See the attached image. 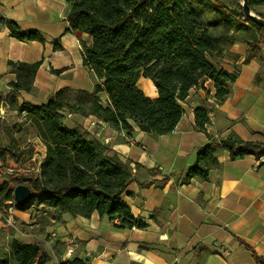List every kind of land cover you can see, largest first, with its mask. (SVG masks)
<instances>
[{"label": "crops", "instance_id": "0c3cea01", "mask_svg": "<svg viewBox=\"0 0 264 264\" xmlns=\"http://www.w3.org/2000/svg\"><path fill=\"white\" fill-rule=\"evenodd\" d=\"M70 10L68 0H0L2 15L15 20L22 29L38 30L44 38L18 40L7 27L0 26V96L12 91L10 82L16 79L10 60L42 61L30 91L18 92V103L45 104L62 88L94 91L95 77L84 65L82 49V42L90 45L92 37L85 32L79 36L71 29ZM251 10L264 16V3L254 4ZM235 33L237 38L222 55L212 59L217 67L237 72L229 95L218 100L213 81L204 78L182 101L184 113L167 134H149L133 120V131L129 133L94 115L64 113L66 126H78L90 137L98 138L132 169L135 178L128 186L132 194L125 199L134 217L145 222L146 227L116 229L107 217L94 212L90 217L64 214L59 222L51 220L38 233L28 232L21 227L23 221L31 222L30 213L14 206L13 225H9L7 201L11 199H0V257L7 258L8 264H21L12 250L13 241H19L41 244L46 255L41 264L66 261L70 246L75 248L74 257L87 264H256L246 245L264 258L262 155L231 159L228 150L217 147L219 165L210 170L207 178L182 181L198 149L210 141L195 126L197 106L209 110L206 130L211 136L264 142V40L256 57L245 61L250 37L263 34L255 30ZM137 86L147 96L157 97L150 79L141 77ZM100 97L107 103L105 91L100 92ZM19 117L26 120L25 114ZM27 146L34 149L38 161L34 173L38 174L46 147L36 132L24 142L23 147ZM30 161L29 158L23 165L27 167ZM6 181L8 190L15 185L3 173L0 162V186ZM38 261L39 256L33 264Z\"/></svg>", "mask_w": 264, "mask_h": 264}, {"label": "trees", "instance_id": "16d2710c", "mask_svg": "<svg viewBox=\"0 0 264 264\" xmlns=\"http://www.w3.org/2000/svg\"><path fill=\"white\" fill-rule=\"evenodd\" d=\"M68 1L71 29L92 37L90 45L82 42V49L84 65L95 77L94 91L62 88L45 104L18 103V92L30 91L42 61H9L16 79L10 82L12 91L0 96V102L3 100L4 106L9 104L19 115H26L46 153L40 172L16 178L9 190L8 182H4L0 199L14 200V187L27 184L35 193L33 204L37 211L49 220L59 222L64 214L90 217L97 212L116 229L144 228L147 224L134 217L125 199L132 194L128 191L135 178L132 169L98 138L90 137L78 126H66L64 113L94 115L129 133L133 131V120L149 134H167L184 113L182 101L204 78L213 81L218 100L229 95L237 72L217 67L212 59L221 56L224 48L237 38V30H255L264 35V28L245 15L242 0ZM262 3L264 0H248L251 9ZM0 26L7 27L18 40L44 41L38 30L22 29L1 13ZM263 35L248 40L246 62L256 57ZM141 77L154 83L156 98L147 96L137 86ZM102 91L108 94L107 103L102 102ZM194 115L196 128L205 132L210 141L198 149L195 162L182 178L184 183L208 177L210 170L219 165L217 147L228 150L231 159L264 154V142L211 136L206 130L210 122L206 107L197 106ZM15 205L21 210L30 206L20 207L16 202ZM246 247L252 251L256 264H264L262 256ZM12 250L21 264H33L38 256L37 264L46 260L40 244L13 241ZM0 264H8V259L0 257ZM59 264L87 263L74 257Z\"/></svg>", "mask_w": 264, "mask_h": 264}, {"label": "rangeland", "instance_id": "374dc122", "mask_svg": "<svg viewBox=\"0 0 264 264\" xmlns=\"http://www.w3.org/2000/svg\"><path fill=\"white\" fill-rule=\"evenodd\" d=\"M26 122V120L19 117L18 112L14 110L11 105L7 104L4 106L3 113L0 116V162L3 173L8 176L11 181H14L18 177L25 176L19 175L18 167L20 168V165H23L29 158L31 161L27 167L23 165L22 168L27 169L28 175L26 176L37 175L34 173L35 164L38 162L37 157H34V149L32 146L23 147L24 142L31 139L32 134L36 132L35 128L30 123L27 124ZM13 160L14 162H12ZM10 169H15V171L11 172ZM33 202L34 199L32 204L24 209V211L30 213L31 222L26 223L23 221L22 224L24 226H22L21 229L38 233L42 228L44 229L51 220H49L44 213L42 214V212L37 211L38 208L35 207ZM10 227L12 228V226H9V228ZM46 239H48L47 236L43 240L45 241ZM42 253H44V251H42Z\"/></svg>", "mask_w": 264, "mask_h": 264}, {"label": "water", "instance_id": "95a60500", "mask_svg": "<svg viewBox=\"0 0 264 264\" xmlns=\"http://www.w3.org/2000/svg\"><path fill=\"white\" fill-rule=\"evenodd\" d=\"M241 4L243 6V11L247 17L253 20L258 25L264 28V18L256 15L250 8L248 0H242ZM77 35L81 36V31H76ZM35 193L32 188L27 184H17L13 189V198L18 206L27 207L32 203Z\"/></svg>", "mask_w": 264, "mask_h": 264}, {"label": "built area", "instance_id": "2783aa9c", "mask_svg": "<svg viewBox=\"0 0 264 264\" xmlns=\"http://www.w3.org/2000/svg\"><path fill=\"white\" fill-rule=\"evenodd\" d=\"M3 110H4V101L2 100L0 102V116L3 113ZM261 157L264 159V154ZM10 171L14 172L15 169H10ZM27 172H28L27 169H23L22 167H20V168L18 167L19 175H25L26 176V175H28ZM34 172H36V169H34ZM7 204L9 205L8 211L10 212L8 220H7V224L13 225L12 209L14 208V206H16L15 200L7 201ZM74 253H75L74 246H70L65 253L66 261L73 259Z\"/></svg>", "mask_w": 264, "mask_h": 264}]
</instances>
